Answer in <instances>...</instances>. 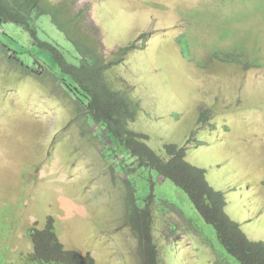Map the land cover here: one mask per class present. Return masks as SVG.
I'll return each instance as SVG.
<instances>
[{"label": "rangeland", "instance_id": "obj_1", "mask_svg": "<svg viewBox=\"0 0 264 264\" xmlns=\"http://www.w3.org/2000/svg\"><path fill=\"white\" fill-rule=\"evenodd\" d=\"M51 1H76L90 45L106 63L118 61L106 79L139 104L128 128L162 157L167 144L187 148V161L224 193L230 219L248 240L264 242V0ZM41 23L61 45L65 35L49 18ZM5 31L27 39L15 24L0 25ZM66 55L79 63L72 48ZM17 73L0 61V264L31 253L29 232L49 219L67 250L96 264H144L127 223L123 157L105 159L115 147L104 131ZM156 173L130 177L139 199L153 186V204L164 211L151 213L159 264H238L188 195Z\"/></svg>", "mask_w": 264, "mask_h": 264}, {"label": "trees", "instance_id": "obj_2", "mask_svg": "<svg viewBox=\"0 0 264 264\" xmlns=\"http://www.w3.org/2000/svg\"><path fill=\"white\" fill-rule=\"evenodd\" d=\"M75 6L76 1L56 5L51 0H0V25L15 24L27 36V39L19 40L9 32L1 33L0 61L18 72L15 78L19 81L35 80L46 92L53 95L58 92L57 95L71 102L73 113L83 114L91 126L99 128L102 133L104 131L115 147L107 151L105 159L116 157L121 161L123 157V164L118 167L119 171L129 174L122 186L132 201L126 211L127 223L143 245L144 264H159L151 213L164 212L153 204V186H143L142 192L147 193L143 200L137 196L139 182L132 183L135 176L131 178L130 175L145 168L156 171L160 178L171 181L188 195L201 219L215 231L225 255L232 256L238 264H264V242L248 240L239 224L230 219L225 211L224 193L210 185L205 170L187 161V148L167 144L165 157H162L148 146L147 135L128 128V124L138 119L139 104L129 99L128 94L114 90L107 82V73L118 61L106 63L103 54L96 52L94 43L90 45L87 32L92 30L89 23L82 22L83 13L77 12ZM44 18H49L52 26L65 35L61 45L54 43L50 36L48 38L46 24L41 23ZM70 48L79 54L78 64L68 60L66 53ZM53 64L56 68H52ZM118 163H111L113 171ZM175 229L176 226L172 230ZM29 233L32 252L17 256L9 264H96L91 255L84 256L65 248L53 219L48 220L45 229H32ZM206 244L216 251L214 244Z\"/></svg>", "mask_w": 264, "mask_h": 264}]
</instances>
